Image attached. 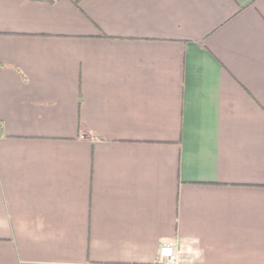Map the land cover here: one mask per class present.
<instances>
[{
  "label": "crops",
  "instance_id": "crops-1",
  "mask_svg": "<svg viewBox=\"0 0 264 264\" xmlns=\"http://www.w3.org/2000/svg\"><path fill=\"white\" fill-rule=\"evenodd\" d=\"M264 264V0H0V264Z\"/></svg>",
  "mask_w": 264,
  "mask_h": 264
},
{
  "label": "built area",
  "instance_id": "built-area-1",
  "mask_svg": "<svg viewBox=\"0 0 264 264\" xmlns=\"http://www.w3.org/2000/svg\"><path fill=\"white\" fill-rule=\"evenodd\" d=\"M159 259L162 264H178L179 251L171 245L161 246L159 249Z\"/></svg>",
  "mask_w": 264,
  "mask_h": 264
}]
</instances>
